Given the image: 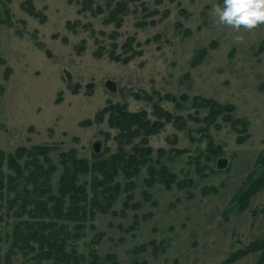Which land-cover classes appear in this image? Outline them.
Listing matches in <instances>:
<instances>
[{
	"label": "rangeland",
	"instance_id": "374dc122",
	"mask_svg": "<svg viewBox=\"0 0 264 264\" xmlns=\"http://www.w3.org/2000/svg\"><path fill=\"white\" fill-rule=\"evenodd\" d=\"M220 2L0 0V264L53 261L12 245L37 220L58 264H264V185L237 198L264 173V23L237 40Z\"/></svg>",
	"mask_w": 264,
	"mask_h": 264
},
{
	"label": "trees",
	"instance_id": "16d2710c",
	"mask_svg": "<svg viewBox=\"0 0 264 264\" xmlns=\"http://www.w3.org/2000/svg\"><path fill=\"white\" fill-rule=\"evenodd\" d=\"M219 107V106H218ZM119 111V109H118ZM214 111V109H213ZM125 116H123V122L125 123V128L129 129L126 136H129L130 133V126L133 125L134 123H139V127L142 125L144 127L149 128L148 131L152 132L154 131L153 128H155V126H158V123H153L151 126H148L145 124V122L142 121V117L143 114L142 113H125ZM135 133V132H134ZM133 158V159H132ZM131 160H129L130 162H134V157L132 156ZM75 167L76 170H81L84 171L86 169H88V166L86 164V161L81 159V160H75ZM12 164V163H11ZM105 164V163H103ZM13 166V164H12ZM14 167V166H13ZM75 170V171H76ZM150 173H154V172H150ZM69 174V178L68 175L66 174L62 180H61V185H60V193H61V197L59 198H54L53 196L50 197L54 198L56 201L60 202L63 195L67 192L71 190H74V193H71V200L73 202H76L80 199V193L78 192L80 190V187H77L75 185L74 179H75V174L76 172H71L68 173ZM264 185V173L259 175L255 180H253L250 185L248 186V188H246L245 190H243V192L237 197L238 198V202L239 205L241 206V208H243L247 203H248V199L251 195H253L261 186ZM1 186V184H0ZM79 193V194H77ZM116 194V192H115ZM114 196H112L113 198ZM42 205V204H41ZM39 204L36 205L37 209H43L46 213L47 210L45 209L46 207H40ZM102 211H105L106 208L104 206H100ZM60 208V207H59ZM58 208V206L54 205L52 207L55 215L58 218L62 217V213L60 211V209ZM45 214V213H41ZM67 217L69 219H73V217H75V219H81V218H77V216L74 215H70L67 214ZM37 224V228H33L32 224L30 225L31 230L28 231V229H25L23 226L21 225H17L15 227L14 233H13V246H18L20 248V246L23 244L27 245V247H29L30 249H33V246H30L29 241L32 240L35 243L38 244V246L40 247L39 252L36 255V259H52L53 261L51 263L46 262L45 264H58V261H63V262H67L71 260V254L66 253L65 251V245H66V241L63 238H58L54 235V231L53 229H49L53 222L51 221H45V220H37V222H35ZM26 226V225H25ZM47 229V232H46ZM261 242H256L254 243V245L252 246L253 248H258L259 246H261ZM94 258H96V256L93 255ZM73 261L77 263V259L76 256H74ZM94 261V260H93ZM93 264V262H92ZM96 264V263H94Z\"/></svg>",
	"mask_w": 264,
	"mask_h": 264
},
{
	"label": "clouds",
	"instance_id": "9594fccd",
	"mask_svg": "<svg viewBox=\"0 0 264 264\" xmlns=\"http://www.w3.org/2000/svg\"><path fill=\"white\" fill-rule=\"evenodd\" d=\"M213 12L220 24L237 31L235 39L239 40L241 28L251 30L264 23V0H221Z\"/></svg>",
	"mask_w": 264,
	"mask_h": 264
},
{
	"label": "water",
	"instance_id": "95a60500",
	"mask_svg": "<svg viewBox=\"0 0 264 264\" xmlns=\"http://www.w3.org/2000/svg\"><path fill=\"white\" fill-rule=\"evenodd\" d=\"M64 72L67 74L68 78H70L69 72L67 70H64ZM105 85L110 91H115V89H116L115 83L112 80H106ZM94 149H95V151H98L97 146ZM225 165H226V159L225 158H219V160L217 162V167L223 168V167H225Z\"/></svg>",
	"mask_w": 264,
	"mask_h": 264
}]
</instances>
